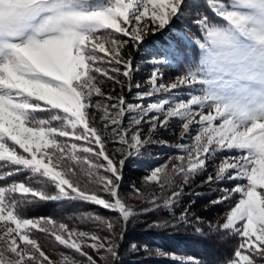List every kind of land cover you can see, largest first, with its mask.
Wrapping results in <instances>:
<instances>
[{
	"label": "snow or ice",
	"instance_id": "6c2138e0",
	"mask_svg": "<svg viewBox=\"0 0 264 264\" xmlns=\"http://www.w3.org/2000/svg\"><path fill=\"white\" fill-rule=\"evenodd\" d=\"M186 20L192 21L186 25L190 31L195 27L203 33L195 41L199 63L170 84L158 83L162 74L156 67L148 80L150 90L138 94L143 99L168 93L170 99L144 108L127 104L123 94L109 95L108 100L118 101L111 105L114 115L107 104L93 103L94 94L104 95L98 86L101 77L121 86V77L128 78L131 90L133 57L125 53L126 47L139 48L150 31H175V24ZM177 36L191 44L182 32ZM159 64L169 66L166 60ZM182 86L190 95L186 100L172 94ZM91 109L103 110V128L90 126L97 115ZM153 110L157 114L148 121L150 133L158 127L168 130L172 118L181 122L182 138L195 128L190 143L175 145L185 154L170 157L169 165L146 178L159 185L161 195L153 193V207H176L190 177L224 154L215 173L203 181L228 185L210 201L231 202L224 222L216 227L240 238L223 264L264 261V0H0V222L5 229L0 264H56L30 238L34 229L73 250L71 256L62 254L60 264H97L85 245L96 254L106 252L101 256L105 264H116L113 221L88 214L113 234L101 238L70 230L52 218H24L22 206L78 199L116 211L128 221L133 212L120 192L123 167L128 158L141 155L143 144L152 142L141 140L138 126ZM126 112L137 114L128 127L121 123ZM109 125L114 126V139L127 145L116 150L124 153L123 159L117 160L106 147ZM24 170L32 174L29 180L12 179ZM35 177L39 180L33 183ZM181 177L183 183H177ZM48 185L54 186V193ZM133 191L141 195L135 186ZM123 234L121 229L119 238ZM175 259L201 264L192 257Z\"/></svg>",
	"mask_w": 264,
	"mask_h": 264
},
{
	"label": "rangeland",
	"instance_id": "374dc122",
	"mask_svg": "<svg viewBox=\"0 0 264 264\" xmlns=\"http://www.w3.org/2000/svg\"><path fill=\"white\" fill-rule=\"evenodd\" d=\"M180 24V22H177ZM182 24V23H181ZM191 24L190 20H186L183 23L181 28H177L175 26V31H165L161 33H151L146 36L145 41L142 42V46L139 48H134L131 45L126 47L124 50L126 54H131L133 57V75L131 78V90H129V82L128 78L121 77L124 81L123 86L120 84H115L113 81H109L106 78L101 77L98 81V86L101 87L102 92L104 93L103 97L100 95L93 96V103L99 101L101 104H107L109 106V114L114 115L115 109L111 108V105L114 103H118L116 100H108L107 97L109 95L119 97L121 94L125 96V100L127 104H139L144 108L150 103L158 102L159 99H170L168 93H157L152 97H146L141 99L138 94L144 93L150 90V85L148 84V80L151 76V73L155 70L156 67L160 68L161 79L158 80V83L170 84L175 82L178 76L184 75L186 73L187 68L193 66L194 64L199 63L201 51L199 49V45L195 43L196 39H199L203 36V33L200 32L195 27L190 31L186 25ZM154 27L153 25H149V29ZM177 32H182L184 36H187L191 40V44L186 43L183 38L177 36ZM172 36V37H171ZM168 37L169 39H165ZM127 39L126 37H123ZM100 55H104L101 53ZM166 60L169 62V66L160 65L159 61ZM108 66L109 65H101ZM121 67V72H123V65ZM139 85V87H137ZM180 91L184 92L185 95L180 96ZM174 96L178 98L188 99L190 95H188V89L186 86H182L181 90L173 91ZM196 94H200L197 92ZM178 102V101H177ZM91 111L97 112L94 121H90V126L95 124L98 127L103 128V124L100 122V115L103 114V110L91 109ZM207 111V110H205ZM156 111L148 113L147 116L143 118V122L139 125L141 135V140H151V143H145L142 145L140 152L141 155L133 156L127 159L123 167V171L125 170V166L128 164L133 168H140L142 170V174H140L137 178H134L133 181L129 184L128 190L125 195H123L125 203L133 209L134 207L141 205L145 202L152 201L153 193L159 196L161 195L158 191L159 185L152 181H147L146 178L150 175V173L156 169L157 167H164L169 165V158L177 155H184L185 153L176 148L177 144H188L191 142V137L195 135V128L191 132L188 137H181V129L182 124L178 120V118H172L169 121V128L165 130L164 128H157L154 133H150L149 129L151 128V124L148 123L151 116L156 115ZM135 112H126L125 116L121 120V123L124 127H128L129 121L132 117L136 116ZM139 118V117H137ZM162 118V117H161ZM218 123V121H217ZM112 125H109L106 137L107 144L106 147L109 153L114 154L117 160L125 158V155L122 151H116L117 149L127 148V145H121L118 140L114 139ZM133 127H136L135 125ZM72 142V141H70ZM162 142V143H161ZM79 145L84 146L83 141L77 142ZM229 155L235 153H227ZM224 154H221L219 158L215 160H209L208 168L200 173H197L190 177V184H186L184 186V195L180 198V202L176 205V208L179 209V213L175 215L177 218H181L182 216L186 217L184 220L186 223H189L187 216H195L196 221H203L206 225L212 226V224H222L225 220V213L229 210V208L224 210L227 202L217 205H211L210 201L217 199L220 195L219 189L223 187H227L223 181L214 183L212 185L204 184L203 181L206 180L207 175L209 173L214 174L216 170V166L219 163V159L223 158ZM76 161H72V163ZM74 163V164H75ZM137 165H141L138 167ZM79 166V165H78ZM58 171H62V169H57ZM76 170L75 168L73 169ZM29 176H32L30 172H27ZM86 175V173H85ZM39 180V177H35ZM33 178V179H35ZM182 178V177H181ZM12 181H9L11 183ZM19 182V181H16ZM183 182V181H182ZM181 182V183H182ZM53 186V185H50ZM133 186L139 190L141 195L137 196L133 191ZM53 192H55V188L53 187ZM199 193V195H196ZM171 195L169 191L167 193ZM104 198H107V194H102ZM185 209H188L185 212ZM172 210V213H175V207ZM119 215V213H118ZM199 217V220L196 218ZM122 220V217L119 216ZM110 220V219H108ZM111 221V220H110ZM114 222V221H113ZM114 222V226H115ZM155 223H151V226H155ZM14 227V225H13ZM71 230L72 226H69ZM78 231L87 232L89 234L96 233L101 238L104 236L112 237V233H109L106 228L102 226H95L94 228L89 229H78ZM38 229H34L33 232ZM5 231L3 227V222H0V235ZM117 237V230H116ZM30 238H34L37 240V243L41 246V250L45 252V255L49 257L50 260L55 261L56 264H60L62 260V254L64 256H71L72 251L70 249L65 248L63 245H60L51 234H46L45 239L47 241L40 240L35 236H31ZM91 241H88L90 244ZM105 245L107 246V242L105 241ZM145 250L142 247V252ZM84 251L88 252L89 255H92L93 258L97 261V264H105V261L101 259L102 255H107L106 252H102L100 254H96L90 247L87 245L84 246ZM147 257H159V256H168L169 253L155 251L153 249L148 250L145 253ZM173 256V255H172ZM140 258V257H138ZM134 257V260L138 259ZM81 261L83 258L78 257ZM258 264H264V261H260L257 258Z\"/></svg>",
	"mask_w": 264,
	"mask_h": 264
},
{
	"label": "trees",
	"instance_id": "16d2710c",
	"mask_svg": "<svg viewBox=\"0 0 264 264\" xmlns=\"http://www.w3.org/2000/svg\"><path fill=\"white\" fill-rule=\"evenodd\" d=\"M181 25V23L175 24L177 28H181ZM39 115L41 118H47L46 113ZM137 166L141 167V165ZM124 169L120 186L122 198L133 179L143 173L140 168H133L128 164ZM27 172L24 170L12 179L19 182L27 181L31 177ZM36 181H38L36 178L33 179V183ZM182 181L183 178L177 179V183ZM53 187L47 186L49 193H54ZM230 207L231 202L228 201L224 210ZM175 210V213H172V210L163 207L154 208L151 201L145 202L134 207L133 215L129 217L128 221H124L119 218L116 211L107 210L91 202L78 199L35 201L22 206L24 218H52L78 229L100 226L95 220L89 219L88 214L114 221L118 238L116 264H179L176 257H192L199 260L201 264H223L224 260L229 258L239 245L240 238L231 231L217 228L218 224L208 226L203 221H196L194 215L187 216L189 223H186L175 215L179 213V209L175 207ZM151 223L156 225L151 226ZM121 229L124 234L122 238H119ZM33 233L36 238L47 241L45 233H41L39 230H35ZM142 247L145 248L143 252ZM150 249L169 253V255L145 256V253ZM134 257L140 258L134 260Z\"/></svg>",
	"mask_w": 264,
	"mask_h": 264
}]
</instances>
